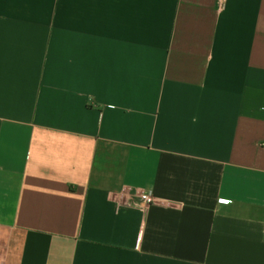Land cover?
<instances>
[{"label": "crops", "instance_id": "crops-1", "mask_svg": "<svg viewBox=\"0 0 264 264\" xmlns=\"http://www.w3.org/2000/svg\"><path fill=\"white\" fill-rule=\"evenodd\" d=\"M0 264H264V0H0Z\"/></svg>", "mask_w": 264, "mask_h": 264}, {"label": "built area", "instance_id": "built-area-1", "mask_svg": "<svg viewBox=\"0 0 264 264\" xmlns=\"http://www.w3.org/2000/svg\"><path fill=\"white\" fill-rule=\"evenodd\" d=\"M138 198L141 206H147L154 202V196L151 192H141Z\"/></svg>", "mask_w": 264, "mask_h": 264}]
</instances>
